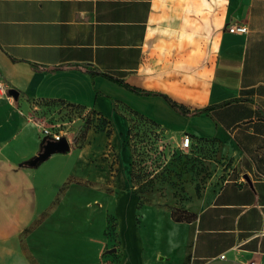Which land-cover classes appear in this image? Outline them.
I'll list each match as a JSON object with an SVG mask.
<instances>
[{"label": "crops", "instance_id": "1", "mask_svg": "<svg viewBox=\"0 0 264 264\" xmlns=\"http://www.w3.org/2000/svg\"><path fill=\"white\" fill-rule=\"evenodd\" d=\"M0 81V264H264V0H0ZM163 95L191 113L215 107L185 116ZM33 102L108 128L93 125L83 146L67 135L69 152L38 172L25 165L47 138ZM130 113L214 141L232 162L235 178L210 181L186 226L167 227L155 208L140 223L129 213L139 197L113 158ZM94 192L122 210L83 198ZM40 221L25 252L20 238Z\"/></svg>", "mask_w": 264, "mask_h": 264}, {"label": "rangeland", "instance_id": "2", "mask_svg": "<svg viewBox=\"0 0 264 264\" xmlns=\"http://www.w3.org/2000/svg\"><path fill=\"white\" fill-rule=\"evenodd\" d=\"M31 109L32 119L39 121L43 129L52 134L67 138V135L76 132L78 146L85 144L86 133L93 125L104 130L108 128L102 119H96L82 110L62 103L33 102ZM129 116L128 134L120 139L121 148L114 156L113 163L123 166V173L128 182L127 189L139 197L136 198L135 211L134 208L129 209L130 215L135 214L140 223L144 217L143 213L155 208L167 227L186 226L188 222L179 223L176 218L187 219L189 214H196L202 199L200 197L210 181L220 185L235 178L236 172L232 168V162L226 160L221 147L214 141H194L190 148L183 150L180 148L183 135L176 137L132 113ZM70 123H73L72 126ZM52 164L50 159L37 170L42 172ZM39 174L36 178L37 188ZM58 184H48V187L43 188L54 192L59 188ZM89 194L90 196L83 198H103L110 216L122 210V204L119 208L115 203L116 198L101 197L98 192ZM38 223L20 238V247L25 252H30L28 237L41 221ZM107 228L108 231L114 228L112 218H109ZM184 264H191L190 259L187 258Z\"/></svg>", "mask_w": 264, "mask_h": 264}, {"label": "water", "instance_id": "3", "mask_svg": "<svg viewBox=\"0 0 264 264\" xmlns=\"http://www.w3.org/2000/svg\"><path fill=\"white\" fill-rule=\"evenodd\" d=\"M8 94L14 100H18L19 92L16 89H9ZM70 145L66 137H62L60 140H54L51 138H46L42 143L41 151L25 165L29 168H37L40 164L46 162L52 155L55 154H65L69 152ZM116 250H110V252H115Z\"/></svg>", "mask_w": 264, "mask_h": 264}, {"label": "trees", "instance_id": "4", "mask_svg": "<svg viewBox=\"0 0 264 264\" xmlns=\"http://www.w3.org/2000/svg\"><path fill=\"white\" fill-rule=\"evenodd\" d=\"M109 78H111L112 80H115L116 82L120 83L121 85L125 86L127 89H129L130 91L134 92V93H137V94H140V95H153L155 93H152V92H147V91H143V90H140L136 87H133V86H130L128 84H126L124 81H121V80H117L113 77H110V76H107ZM163 97L166 99V101L179 113L185 115V116H189L191 114H199V113H203V112H206V111H209L211 110L212 108H214L215 106H212V107H208V108H205V109H202V110H196L194 111L193 113H191L186 107H184L183 105H180L178 104L176 101L172 100L170 97L166 96V95H163ZM228 104V102L226 103H222V104H219L218 106H223V105H226ZM191 137V146L193 144V138L192 136L190 135ZM73 143L75 145H78L79 141H78V138H77V134H75V136L73 137ZM190 146V147H191ZM197 219V215L196 214H192L188 216L187 219H181V218H176V222H188V223H191L193 222L194 220Z\"/></svg>", "mask_w": 264, "mask_h": 264}, {"label": "built area", "instance_id": "5", "mask_svg": "<svg viewBox=\"0 0 264 264\" xmlns=\"http://www.w3.org/2000/svg\"><path fill=\"white\" fill-rule=\"evenodd\" d=\"M229 32L233 33V34H246L247 33V28L245 26H238V25H234V26H230L229 27ZM0 89L2 90H6L5 86L3 85V83L0 81ZM10 99L12 100V97H10ZM44 134L46 135L47 138H51L54 140H60L63 136L62 135H58V134H52L49 130L44 129ZM191 146V137L189 134H184L181 142H180V148L185 150L190 148ZM249 264H259L256 261L250 262Z\"/></svg>", "mask_w": 264, "mask_h": 264}]
</instances>
